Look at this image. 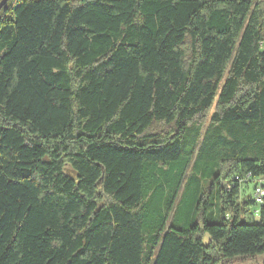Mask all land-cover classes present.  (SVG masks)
Returning <instances> with one entry per match:
<instances>
[{
  "label": "trees",
  "instance_id": "obj_1",
  "mask_svg": "<svg viewBox=\"0 0 264 264\" xmlns=\"http://www.w3.org/2000/svg\"><path fill=\"white\" fill-rule=\"evenodd\" d=\"M259 180L264 0H9L0 11V264L255 258ZM183 189L190 215L202 201L221 221L169 226Z\"/></svg>",
  "mask_w": 264,
  "mask_h": 264
},
{
  "label": "rangeland",
  "instance_id": "obj_2",
  "mask_svg": "<svg viewBox=\"0 0 264 264\" xmlns=\"http://www.w3.org/2000/svg\"><path fill=\"white\" fill-rule=\"evenodd\" d=\"M213 111L205 119V128L209 125L210 117ZM204 187L206 188V185ZM250 190H252V188H250ZM191 193L192 189L190 192L187 189L182 190L175 205V212L171 216L168 225H173L177 228H183L188 223L199 225L200 227H202L206 221L209 223H219L221 221V217L215 214L216 206L212 207L209 204L206 206V203L202 204V201L197 208L198 211L193 215L189 214V207L195 201V198ZM250 219L251 217L243 215L240 217V223L248 222ZM252 221L257 222L258 219L253 218ZM202 241L204 245H208L210 243V237L207 234H203ZM226 262L227 264H264V255L249 259L236 258Z\"/></svg>",
  "mask_w": 264,
  "mask_h": 264
},
{
  "label": "built area",
  "instance_id": "obj_3",
  "mask_svg": "<svg viewBox=\"0 0 264 264\" xmlns=\"http://www.w3.org/2000/svg\"><path fill=\"white\" fill-rule=\"evenodd\" d=\"M239 181V180H238ZM243 184V181H240ZM235 185L229 186V190L232 189ZM253 201L256 206L264 205V180H259L253 188Z\"/></svg>",
  "mask_w": 264,
  "mask_h": 264
},
{
  "label": "water",
  "instance_id": "obj_4",
  "mask_svg": "<svg viewBox=\"0 0 264 264\" xmlns=\"http://www.w3.org/2000/svg\"><path fill=\"white\" fill-rule=\"evenodd\" d=\"M9 2V0H2L0 2V11L6 6V4Z\"/></svg>",
  "mask_w": 264,
  "mask_h": 264
}]
</instances>
